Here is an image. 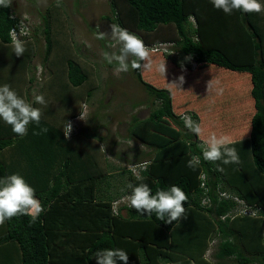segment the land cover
Returning <instances> with one entry per match:
<instances>
[{
	"label": "trees",
	"instance_id": "16d2710c",
	"mask_svg": "<svg viewBox=\"0 0 264 264\" xmlns=\"http://www.w3.org/2000/svg\"><path fill=\"white\" fill-rule=\"evenodd\" d=\"M108 2L110 15L104 17L140 37L151 50L153 68L133 70V74L154 106L143 118L132 116L127 125L128 137L150 150L131 148L133 161H130L126 154L114 152L116 141L108 140L97 129L80 130L74 123L66 138L63 129L60 133L56 125L41 119L42 127L50 132L48 157L42 165L40 149L26 151L36 145L46 146L42 133L34 134L40 128L30 123L27 135L21 137L0 120V133L4 132L0 136V178L12 173V165L3 154V149L9 147L12 151L18 149L15 151L17 163L28 159L44 169L36 170L35 177L32 176L36 178L32 183L35 195L44 211L35 223H30L28 216H19L0 226V264H97L92 254L101 249L126 251L128 264L207 263L202 258L204 215L208 220L212 218L210 226L215 230L216 225L220 233L219 258L233 256L242 264L251 261L264 264V12L233 11L228 15L216 9L211 0ZM260 2L264 4V0ZM40 15L44 41L40 65L46 68L50 80L61 79L65 88L83 86L76 94H70V90L65 105L78 94L86 102L95 88L89 81V71L71 57L68 43L66 47L63 41L54 42L48 7ZM21 18L28 21V35L19 36L26 47L20 56V66L24 68L35 53V34L31 33L37 27L12 6L0 7L3 50L12 46L10 31ZM153 46L157 49L153 50ZM12 56L17 57L14 53ZM163 62L165 76L156 70ZM203 66L221 72L223 78L215 76L220 88L223 87L219 104L217 92L212 88L206 96L208 102L201 103L206 104V110L190 101L191 94L186 90L191 88L185 86L187 80L194 83L201 78L199 69ZM31 74L27 90L34 82ZM181 75L184 83L179 88L169 82L172 77L178 81ZM193 86L204 101L201 90ZM247 96L252 103L251 112L235 125L242 131L236 134L221 129L224 120L217 116V106L227 108ZM61 100L64 99L61 97ZM183 114L201 125L200 136L185 127ZM74 117L77 115H70L63 122V128ZM51 129L56 132L54 136ZM211 134L227 136L232 141L229 146L236 148L239 164H221L224 171L220 172L216 170L219 161L211 163L203 159L199 145ZM110 155L124 165H116L117 162L109 160ZM193 156L200 157L195 170L187 166ZM144 161L150 162L149 167L138 181L129 166ZM129 183H146L153 194L179 186L188 196L184 207L194 214L193 232L186 229L187 217L165 223L155 214L141 216L126 202L116 204L118 214H113L114 203L129 195ZM222 191L247 204H255L257 212L255 215L238 213L237 203L221 196ZM122 208L124 214L120 211Z\"/></svg>",
	"mask_w": 264,
	"mask_h": 264
},
{
	"label": "rangeland",
	"instance_id": "374dc122",
	"mask_svg": "<svg viewBox=\"0 0 264 264\" xmlns=\"http://www.w3.org/2000/svg\"><path fill=\"white\" fill-rule=\"evenodd\" d=\"M108 3V0H61V5L57 7L56 0H12L13 9L20 14H26L30 24L37 27L34 28L35 33H31L35 34L33 38L35 53L29 65L22 68L20 66L21 57L12 56V46L4 48V50L0 47L2 50L0 51V86L8 84L27 102L32 104L34 101L32 106L40 108L42 111L41 119L50 120L57 126L56 129L60 133L63 129V117L68 110L78 111L75 113L77 115L75 124L80 126V130H84L83 128L89 131L97 129L108 140L116 141L113 147L114 152L126 154V159L133 161L131 148L142 149L144 152H148L150 148L137 140L130 139L127 125L132 116L145 117L154 105L151 104V97L135 79L133 70L128 73H121L117 77L114 75L115 64L110 65L103 59V52L118 51V48L108 47L111 36L109 25L111 23L104 17L110 15ZM46 7L50 11L54 42L63 41L66 47L68 43L71 57L89 71V81L95 87L92 95L86 102L83 101L82 106L78 105L79 94L76 101L72 100L65 105L68 94L71 91L70 94H72L74 91L73 87L72 89L65 88L63 81L55 77L50 80L46 68L40 65L44 47L43 36L40 32V14ZM97 25H100V30L107 33V38L103 41L95 38ZM76 48L77 50H75ZM159 51L161 50L157 52ZM32 72L34 82L31 84V89L27 90L28 78ZM64 72L65 70H63ZM220 74L219 77L222 78ZM62 79H65V76H62ZM229 79L234 80L235 77ZM169 82L173 83L175 79L169 78ZM186 82L185 85L191 88L189 89L192 97L190 101L201 105L200 98H197L193 92L195 89L192 86L195 83L192 84L189 80ZM36 95H43L48 102L47 106L36 103L34 100ZM61 97L64 100H61ZM233 104L227 108L221 105L217 106V116L224 120L221 129L224 128L226 131L235 129V125L247 118L245 116H248L252 109V103L248 96L242 97L241 101ZM201 107L206 110V104L201 105ZM81 113L84 119L80 118ZM2 127L4 131L5 127ZM40 127H42L41 124ZM9 130L12 131V127ZM129 141H133L131 147H129ZM112 157L110 155L108 158L113 162L115 159ZM115 162L118 166L124 165V162Z\"/></svg>",
	"mask_w": 264,
	"mask_h": 264
},
{
	"label": "clouds",
	"instance_id": "9594fccd",
	"mask_svg": "<svg viewBox=\"0 0 264 264\" xmlns=\"http://www.w3.org/2000/svg\"><path fill=\"white\" fill-rule=\"evenodd\" d=\"M213 6L222 10L225 14L231 15L233 11H241L243 13H261L264 12V4L260 0H211ZM12 5V0H0V7L8 8ZM61 5V0H56V6ZM95 38L97 40H105L107 33L100 30V25H97ZM110 27V43L109 48L117 49L118 51L109 53L103 52V59L110 65L115 64L114 75L117 77L121 73H128L131 70H151L153 68V60L151 50L145 45L143 40L137 35L129 32L126 28L121 27L117 23H111ZM28 35L27 30L19 27V33L15 29L10 31L11 44L13 53L19 57L24 55L26 51L25 42L19 36ZM159 73L165 76V62L157 65L156 69ZM184 83V76L181 75L178 81L173 82L176 87H180ZM214 85L208 83V91ZM36 103L47 106L48 102L43 95L34 97ZM42 111L40 108L33 107L31 103L19 96L10 85L4 84L0 86V119L12 127V131L18 136H26L28 133V125L35 123L40 128L39 132L34 134L48 133L46 127H40ZM81 119H84L81 113ZM185 127L200 136L203 129L199 123L194 121L191 116L183 114L181 116ZM66 138L69 137L72 131V124L67 122L63 128ZM133 141H129V147ZM232 141L227 136H217L211 134L200 145V149L205 161L216 163V170L223 172L222 165L239 164L240 158L235 147L229 146ZM148 161L138 162L129 166V171L133 173L135 178L142 180V172H146L149 167ZM200 164V157L193 156L187 163L189 168L193 170ZM127 188L130 190L125 201L129 207L134 209L141 216L144 213L150 217L155 214V217L165 223L180 221L188 215L184 203L188 201L187 194L176 185L171 186L167 190H157L153 194L152 189L146 183L133 185L129 183ZM44 207L41 201L35 195V189L30 186L26 180L19 174L13 173L6 177L0 178V226L4 225L7 220L13 217L28 216L30 223H35ZM113 214H118L117 206L113 205ZM227 218V217H224ZM96 258L97 264H117L122 261L123 264H128V253L122 249H101L92 254Z\"/></svg>",
	"mask_w": 264,
	"mask_h": 264
},
{
	"label": "crops",
	"instance_id": "0c3cea01",
	"mask_svg": "<svg viewBox=\"0 0 264 264\" xmlns=\"http://www.w3.org/2000/svg\"><path fill=\"white\" fill-rule=\"evenodd\" d=\"M192 69L195 67V64L193 63L192 64ZM207 66H203V68L201 69H204L201 70L199 69V73H201V78L200 79H195V81L197 82H194L195 85L194 87L197 88L198 90H201L202 92V96L204 97V101H201V103H207L208 100L206 99V96L208 95V93H210L212 90H209L208 91V83L211 82L212 85H214L213 89L217 92L216 93V103L219 104L220 102V92L223 94V87L220 88L219 86V73L217 70H214L212 71L211 69H208V67L206 68ZM208 69V70H207ZM215 76H217L218 78H216ZM214 77L216 78V82L214 81ZM213 78V79H212ZM50 81V80H49ZM192 82V81H190ZM187 83V82H186ZM192 83V84H194ZM216 85V86H215ZM187 86V85H185ZM184 86V87H185ZM82 86L80 87H74L73 88V94H76V92L79 90H81ZM76 91V92H75ZM187 92H189V90H186ZM194 94L200 98L197 90L193 91ZM206 93V94H205ZM80 98V97H79ZM77 97H75L73 100L76 101ZM79 103L78 105H83V100L80 98L79 99ZM238 102V101H237ZM77 105V106H78ZM76 106V108H77ZM78 112V111H77ZM76 111H73L72 109H70V111L68 110V112L66 113V115L63 117V120L65 121L70 115H73L75 114ZM1 121H3L2 119H0ZM46 120V119H44ZM47 122L55 125L54 123H52L50 120H46ZM1 129V128H0ZM64 131V130H63ZM242 129H239L237 130L236 128L235 129H232L230 131H228L229 133H236L238 134L239 132H241ZM51 132L53 133V136L56 134V132L51 129ZM48 133H42L43 137L45 138V141H46V146H44V144H42L41 146L40 145H36V146H33L29 149H26V151H30L32 150V148H38L40 149L41 153H42V157H41V163L42 165L44 164V158H47L48 156V148H49V145H47V141H48ZM3 134V132H2ZM0 133V136L2 135ZM235 134V135H236ZM77 139V137L75 138ZM80 139V138H78ZM78 141V140H77ZM204 141V140H203ZM79 142V141H78ZM40 146V147H39ZM15 148V146H13ZM18 150L17 148H15L13 151L9 148H6V149H3V154L8 157V160L10 162V164L12 165L11 166V171L13 173H17L19 175H21L25 180L26 182L33 187V184L36 180L35 177V172L36 170H41V171H44L43 168H41L39 165H33L32 161H29L28 159L26 160L27 162H16L15 161V157H16V154H15V151ZM25 152V151H24ZM47 168V167H46ZM45 168V169H46ZM48 169V168H47ZM32 176H34L32 178ZM125 198L126 197H123L121 200L118 201V204H124L125 202ZM120 211H122L121 213L124 214L125 213V209L122 208ZM194 216L193 213L191 212H188V216L186 218V224H189V227H187L186 229L191 231V233L193 232L194 230V219H192V217ZM194 218V217H193ZM209 218V217H208ZM195 220H197L195 218ZM210 221H212V218H209V220L206 218V216L204 215L203 219H202V222H205V226H204V230L206 232H203L202 236H201V241L203 242V252H202V258L203 260H205L207 263H200V264H242L241 261H239L238 259H236L235 257L233 256H229V257H224V258H219L218 256V243L220 242L221 240V236H220V233L219 231L216 229V225L214 226L215 227V230H213V225L210 226V224H212ZM245 224V222H243V225ZM248 224V223H246ZM194 237V236H193ZM191 239V238H189ZM193 239H197V238H192ZM248 244L250 245H253V243L251 241H248ZM255 245V243H254ZM201 257V255H200ZM243 264H257L255 261H251L249 263H243Z\"/></svg>",
	"mask_w": 264,
	"mask_h": 264
},
{
	"label": "built area",
	"instance_id": "2783aa9c",
	"mask_svg": "<svg viewBox=\"0 0 264 264\" xmlns=\"http://www.w3.org/2000/svg\"><path fill=\"white\" fill-rule=\"evenodd\" d=\"M23 15H24V17L27 16L26 14H23ZM14 16H16V15H14ZM27 23H28V21H25L24 18H21V20L18 21L17 27L13 28V29H15L17 31V33H19V27L20 26H23L25 29L28 28ZM152 49L156 50L157 48L155 46H153ZM67 122H70L72 124V127H74V123L76 122V117L69 119ZM202 177H203V175H202ZM220 195L224 196V197L232 198L237 203L236 208L238 209V213L255 215V213L258 210V207L255 204H252V205L247 204L243 199H240L235 195H230V194L223 192V191L220 193ZM114 204L116 205V204H118V202H115Z\"/></svg>",
	"mask_w": 264,
	"mask_h": 264
}]
</instances>
